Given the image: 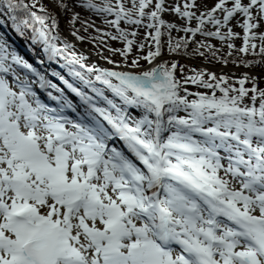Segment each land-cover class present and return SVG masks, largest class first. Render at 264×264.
Here are the masks:
<instances>
[{"label":"snow or ice","instance_id":"snow-or-ice-1","mask_svg":"<svg viewBox=\"0 0 264 264\" xmlns=\"http://www.w3.org/2000/svg\"><path fill=\"white\" fill-rule=\"evenodd\" d=\"M261 83L264 0H0V264H264Z\"/></svg>","mask_w":264,"mask_h":264},{"label":"rangeland","instance_id":"rangeland-1","mask_svg":"<svg viewBox=\"0 0 264 264\" xmlns=\"http://www.w3.org/2000/svg\"><path fill=\"white\" fill-rule=\"evenodd\" d=\"M166 2H167V3H171V2H173V0H166ZM209 2L211 3L212 0H209ZM164 18H165L166 20H168V21H174V22H176L177 24L182 23V21L179 20L175 15L165 14V15H164ZM93 19H96V18L93 17ZM194 23H195V22H193V25H194ZM97 24L100 25V21H99V20H97ZM77 26H79V25H77ZM121 26H123V24H122ZM107 30H108V31H114V29H107ZM234 30L237 31V32H239V33L241 34V38H237V39L235 40V44H236V46H237V47H240V46H242L241 43H242L243 30L240 29V28H238V27L235 28ZM143 31H144L143 29L140 30V34H141V36H143ZM90 32H91L92 35H96V33L94 32V30H90ZM8 35H9L10 40L13 42L14 45L18 44V45H20V46H23V42H22L21 40H19V38L15 37L14 34L9 33ZM173 35L175 36L176 33L173 32ZM105 39L107 40V37H106ZM108 43H110V45H111L112 47H115V48H122V47H123V44H122L120 41H108ZM213 43H216L217 46H219V42H218V41H213ZM94 47H95L94 44H92L91 42H85L83 45H79V46H78V49H79V51L83 52L85 55H88L89 53H91V56H92L93 58L96 59V62H97L100 66H110V65H107L106 61L101 60V59H99L98 57H95V51L93 50ZM133 54H135V51H134ZM113 59H119V57H118V56H117V57H113ZM180 62H181V63H187L189 67H208L207 65L203 64V63L200 62V61H186V60H181ZM142 63H143V61H142ZM51 67L55 68L57 71H60L61 74H63L62 69H60L57 65H51ZM227 67H231V68H233L232 65H231V66H227ZM209 68H210V67H209ZM215 68H222V66H221V65H217V66H215ZM234 69H235V67H234ZM242 69H244V68H242ZM42 70H43V69H42ZM245 70H246L247 72H250V73H254V72H258V71H260V69H257V68H253V69H251V70H250V69H245ZM178 74H179V71L177 70V75H178ZM186 74H187V70H186ZM219 74H220V73H218V75H219ZM228 74H230V73H228ZM235 76H236V77H239L240 75H238V74L236 73ZM49 78H50V79H53V81H54L55 83H58V81H55V78H53V77H49ZM246 86H247V87H250L251 85H250V84H246ZM260 86H261V87H264V83H261ZM188 87H189V89H190L191 91H196V90H197V89L195 88V86H193V85H188Z\"/></svg>","mask_w":264,"mask_h":264},{"label":"bare ground","instance_id":"bare-ground-1","mask_svg":"<svg viewBox=\"0 0 264 264\" xmlns=\"http://www.w3.org/2000/svg\"><path fill=\"white\" fill-rule=\"evenodd\" d=\"M212 70L216 71L217 74L218 73H221V71H223L224 73H234V74H238V75H241L242 73H244V71L240 70V69H234V68H231V67H223V68H212Z\"/></svg>","mask_w":264,"mask_h":264},{"label":"trees","instance_id":"trees-1","mask_svg":"<svg viewBox=\"0 0 264 264\" xmlns=\"http://www.w3.org/2000/svg\"><path fill=\"white\" fill-rule=\"evenodd\" d=\"M242 45V44H241ZM250 58V57H249ZM242 66V65H241Z\"/></svg>","mask_w":264,"mask_h":264}]
</instances>
